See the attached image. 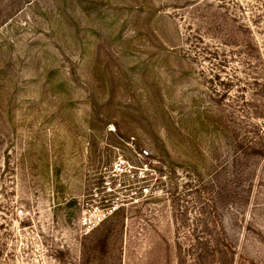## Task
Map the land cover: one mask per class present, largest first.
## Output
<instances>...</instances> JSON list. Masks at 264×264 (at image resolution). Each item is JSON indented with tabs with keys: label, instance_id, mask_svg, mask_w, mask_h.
<instances>
[{
	"label": "rangeland",
	"instance_id": "1",
	"mask_svg": "<svg viewBox=\"0 0 264 264\" xmlns=\"http://www.w3.org/2000/svg\"><path fill=\"white\" fill-rule=\"evenodd\" d=\"M0 264H264V0H0Z\"/></svg>",
	"mask_w": 264,
	"mask_h": 264
},
{
	"label": "built area",
	"instance_id": "2",
	"mask_svg": "<svg viewBox=\"0 0 264 264\" xmlns=\"http://www.w3.org/2000/svg\"><path fill=\"white\" fill-rule=\"evenodd\" d=\"M143 155L146 156L147 152H143ZM119 163H120V168H121L122 162H119ZM115 166L119 167V165H115ZM82 221H83V224L88 227L94 226L93 221L90 219V217L87 214H84V216L82 217Z\"/></svg>",
	"mask_w": 264,
	"mask_h": 264
}]
</instances>
